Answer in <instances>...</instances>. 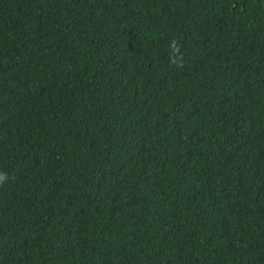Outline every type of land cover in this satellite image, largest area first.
I'll list each match as a JSON object with an SVG mask.
<instances>
[{
	"label": "trees",
	"instance_id": "16d2710c",
	"mask_svg": "<svg viewBox=\"0 0 264 264\" xmlns=\"http://www.w3.org/2000/svg\"><path fill=\"white\" fill-rule=\"evenodd\" d=\"M0 173V264H264V0H0Z\"/></svg>",
	"mask_w": 264,
	"mask_h": 264
},
{
	"label": "clouds",
	"instance_id": "9594fccd",
	"mask_svg": "<svg viewBox=\"0 0 264 264\" xmlns=\"http://www.w3.org/2000/svg\"><path fill=\"white\" fill-rule=\"evenodd\" d=\"M5 179H6V174L0 173V182H3Z\"/></svg>",
	"mask_w": 264,
	"mask_h": 264
}]
</instances>
